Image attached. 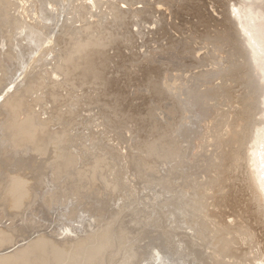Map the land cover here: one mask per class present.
<instances>
[{
    "label": "bare ground",
    "instance_id": "6f19581e",
    "mask_svg": "<svg viewBox=\"0 0 264 264\" xmlns=\"http://www.w3.org/2000/svg\"><path fill=\"white\" fill-rule=\"evenodd\" d=\"M0 264H264V0H0Z\"/></svg>",
    "mask_w": 264,
    "mask_h": 264
},
{
    "label": "rangeland",
    "instance_id": "374dc122",
    "mask_svg": "<svg viewBox=\"0 0 264 264\" xmlns=\"http://www.w3.org/2000/svg\"><path fill=\"white\" fill-rule=\"evenodd\" d=\"M209 8H210V9H209V11H211V14H213V13H214L213 15H215L216 13H215V12H213V10L211 9V7H210V6H209ZM103 10H105V7L103 8ZM215 16H216V15H215ZM217 17H218V19H221V18H220L221 16H219V15H218ZM133 51H134V52H136V51H137V50H136V48H135ZM204 51H205V50H204ZM204 51H202V52H204ZM128 53H129V52H128ZM93 113H94V112H93ZM91 115H92V114H91Z\"/></svg>",
    "mask_w": 264,
    "mask_h": 264
}]
</instances>
